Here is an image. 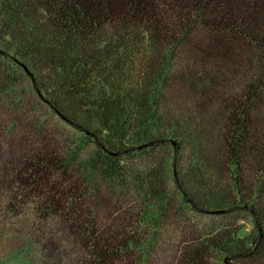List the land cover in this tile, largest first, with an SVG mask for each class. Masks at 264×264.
<instances>
[{
	"label": "trees",
	"instance_id": "trees-1",
	"mask_svg": "<svg viewBox=\"0 0 264 264\" xmlns=\"http://www.w3.org/2000/svg\"><path fill=\"white\" fill-rule=\"evenodd\" d=\"M0 254L264 264V0H0Z\"/></svg>",
	"mask_w": 264,
	"mask_h": 264
},
{
	"label": "rangeland",
	"instance_id": "rangeland-1",
	"mask_svg": "<svg viewBox=\"0 0 264 264\" xmlns=\"http://www.w3.org/2000/svg\"><path fill=\"white\" fill-rule=\"evenodd\" d=\"M194 217H195V218L193 219V222H195V223H200V224H202V225H205V224H207L208 222L213 221L211 218L197 217V216H194ZM241 223H242L243 225H245V229H246V230H250L251 227H252L251 220H250V218L247 217V216H246L245 219H242V220H241ZM1 257H2V256H1V254H0V258H1Z\"/></svg>",
	"mask_w": 264,
	"mask_h": 264
}]
</instances>
